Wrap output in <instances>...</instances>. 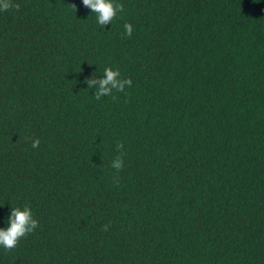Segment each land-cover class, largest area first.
I'll return each instance as SVG.
<instances>
[{"label":"trees","instance_id":"16d2710c","mask_svg":"<svg viewBox=\"0 0 264 264\" xmlns=\"http://www.w3.org/2000/svg\"><path fill=\"white\" fill-rule=\"evenodd\" d=\"M118 2L0 11V228L39 221L0 264H264V0Z\"/></svg>","mask_w":264,"mask_h":264},{"label":"clouds","instance_id":"9594fccd","mask_svg":"<svg viewBox=\"0 0 264 264\" xmlns=\"http://www.w3.org/2000/svg\"><path fill=\"white\" fill-rule=\"evenodd\" d=\"M84 7L89 8L92 13L96 14L97 23L101 27H106L117 18L118 14L124 11V5L118 0H82ZM76 8V5H72ZM19 3H13V0H0V11L7 12L15 9L20 10ZM124 35L131 37L133 34V25L131 23L124 24ZM95 77V78H93ZM85 83L88 88H94V96L96 100H100L104 96H113V92H125V89L131 87L132 79L123 78L120 70L106 67L104 69L103 77L92 76L85 78ZM40 140L34 139L32 141V148H38ZM124 147L123 142L117 144V151L119 152ZM111 167L119 173L124 168V160L122 155H118L111 162ZM120 177L115 175L113 181L119 183ZM8 226L0 228V248L5 250H12L16 248L23 238L32 234L39 226V221L34 217L30 206L23 207L16 206L11 208L10 216L7 221ZM103 231L109 230V225L102 226Z\"/></svg>","mask_w":264,"mask_h":264}]
</instances>
